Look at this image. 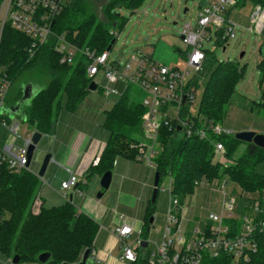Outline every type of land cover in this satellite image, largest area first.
Segmentation results:
<instances>
[{
  "label": "trees",
  "instance_id": "trees-1",
  "mask_svg": "<svg viewBox=\"0 0 264 264\" xmlns=\"http://www.w3.org/2000/svg\"><path fill=\"white\" fill-rule=\"evenodd\" d=\"M142 2L107 0L102 10L103 17L98 19L87 0H69L54 17L51 29L54 34H64L69 41L79 46H88L101 52L107 50L115 39L110 30L124 24V20L116 13L117 9H133ZM247 2L264 8V0H235V5L241 6ZM224 41L226 38L219 31L215 47L223 46ZM55 43V37L50 36L46 42L34 48L31 54L29 49L32 39L15 29L10 22H5L0 36V77L7 78L9 89L25 70L37 67L49 75L46 86L23 107L24 119L19 116L34 131L42 134L53 132L62 109L73 111L77 108L88 93L91 81L86 75L83 60L78 59L73 64L59 61V55L54 51ZM258 51L260 99L256 107L264 111V37ZM204 52L202 71L194 76L192 82L200 91L196 114L190 115L197 127L201 125L198 117L222 123L244 69L238 61L217 59L213 49L205 48ZM128 87L105 112L104 126L109 137L97 162L89 167L87 177L93 172L102 175L111 170L118 156L135 158L137 145L143 141V94L140 99H132ZM21 90L22 87L17 89L9 104H14L21 97ZM0 118L10 120L5 112L0 114ZM175 132L166 126L160 129V151L154 158L155 171L160 175L159 182L165 177H171L172 192L183 203V198L192 194L196 188L195 181L226 176L242 192L252 196V202H257L261 208L257 218H264V174L256 171L257 165L264 160V148H252L248 143V149L236 156L237 146L242 141L234 135H210L209 139H200L196 135L177 136ZM217 141L223 143L225 155L231 163L225 165L213 162L214 142ZM40 182V177L29 168L13 172L6 166L0 167V253L7 258L18 255V263H77L83 252L93 247L99 224L67 200L53 206H46L41 200L35 210L34 201L40 197ZM153 205L151 202L147 210L143 229L149 227ZM254 237L257 249L250 255V264H264V235L256 233ZM42 252L51 253L45 263H40L37 258ZM228 260L230 256L214 259L212 264H228Z\"/></svg>",
  "mask_w": 264,
  "mask_h": 264
},
{
  "label": "built area",
  "instance_id": "built-area-1",
  "mask_svg": "<svg viewBox=\"0 0 264 264\" xmlns=\"http://www.w3.org/2000/svg\"><path fill=\"white\" fill-rule=\"evenodd\" d=\"M69 0H2L0 5V36L5 22L32 39L29 51L54 36V51L59 61L73 64L76 60L84 61L86 75L94 80L99 72H103L106 80L102 87L104 97H119L123 90L115 87L121 83L124 89L135 85L143 94L141 102L145 107L142 115L143 141L137 145L135 159L155 167L154 158L160 151L159 133L163 126L173 129L177 136H198L209 139L210 135H234V132L221 123L210 120L201 121L200 127L194 125L190 115H195L194 105L198 90L192 84L195 75L203 68L204 49L208 48L214 33L222 32L223 38L235 36L237 24L229 19L225 9L235 4V0H209L199 6L195 23L184 22L180 38L185 44L182 68L166 65L155 58L152 53L135 50L126 64L121 66L109 61V50L97 52L88 46H79L69 41L64 34H54L51 26L54 17L60 13ZM253 30L261 34L264 27V8L253 6L250 14ZM215 30V31H214ZM214 31V33H213ZM110 34L115 36V30ZM215 44L212 46L214 49ZM96 83V82H95ZM97 87L98 84L96 83ZM10 83L5 76L0 77V114L5 106V98ZM0 123L12 134L18 136L19 123L0 118ZM30 137L22 145L5 144L0 147V167L6 166L10 171L19 172L29 168L28 144ZM225 156L222 142H214V158L221 161ZM213 158V161H214ZM41 179V178H40ZM163 187L168 194L165 224L160 232V240L155 241L143 236V228L137 231L125 216L120 215L119 224L110 229L117 240L120 253L118 259L128 264H212L214 259L230 256L228 264H250V255L257 249L254 235H264V218H257L261 212L258 203L253 204L252 214L235 215L236 196L225 189L226 179L212 181L202 178L195 185L217 183L221 192V208L219 212H208L203 225L189 226L186 207L179 197L172 192V178ZM77 177H70L61 182L60 195L71 201L69 190L77 184ZM216 185V184H215ZM159 189V184H158ZM41 203L40 197L34 201L35 209ZM149 230V229H148ZM143 243H146L143 246ZM149 244L152 249L148 250ZM89 257L93 263L100 261L92 247Z\"/></svg>",
  "mask_w": 264,
  "mask_h": 264
},
{
  "label": "rangeland",
  "instance_id": "rangeland-1",
  "mask_svg": "<svg viewBox=\"0 0 264 264\" xmlns=\"http://www.w3.org/2000/svg\"><path fill=\"white\" fill-rule=\"evenodd\" d=\"M208 1L209 0H143L138 7L133 9L127 7L118 8L116 13L124 20V24L122 27H115V41L109 50V61H115L123 66L128 62L135 50H140L142 52L152 53L153 58L166 65L182 68L185 64L183 52L186 48L180 38L182 25L184 22L194 24L199 6L206 4ZM87 3L96 17L102 19V10L107 0H87ZM252 10L253 4L250 2L241 6H236L234 4L226 8V15L228 12L227 17L237 24L235 36L226 39L223 46H217L213 49L217 59L238 61L240 65L244 67L242 77L236 85L235 92L227 105L226 115L221 123L234 133L237 132V129L242 127L255 128V130L260 128L264 130V111L256 107V103L260 99V72L257 67V61L260 55L258 50L263 41L264 27L261 34H257L253 30H250V27L252 28L250 22ZM217 38L218 35L214 33L212 40L206 43V46L212 49ZM48 80L49 75L37 67L25 70L10 87L5 106L11 105L9 103L12 101L11 99L19 87L26 85L29 87L36 86L40 90L46 86ZM94 80L98 84V87L90 91L89 97H93V99L97 101H104L105 98L102 93V87L105 85L106 80L103 72H99ZM129 86L128 92L130 97L132 99H140L142 94L140 89L133 84ZM121 89L124 90L123 84ZM199 95L200 91H198L194 110L197 109ZM26 103L21 107L23 108ZM11 122L19 123L18 134L22 138L30 134V125L22 121L19 115H15L13 119H11ZM2 132L3 130L0 127V136H2ZM10 134L11 133L7 132L6 136H11ZM12 135L14 136V134ZM247 144L246 142L240 143L237 146L235 155H240L246 151L248 149ZM35 153L34 151L31 164H33L36 159ZM217 161L218 159L214 158L213 162ZM219 162L226 165L231 163V160L225 155ZM256 171L264 174V160L257 165ZM217 179H226L227 184L225 189L236 196L235 215L253 213L252 205L254 202H252V196L242 192L226 176ZM167 181L168 179L165 177L159 182L157 197L153 205V215L157 216V220L155 219L154 222L149 225V230L143 229V236L155 241L160 240L161 234L159 231H161L165 224L164 219L167 211L168 194L163 190V187ZM195 187L193 193L187 195L182 200L184 206L190 210V213L199 211H203L204 214L211 211L219 212L222 198L217 183L214 182L212 185H195ZM110 189L111 188L102 190L99 184L90 183L87 191V196H90L93 202L97 201L96 194L98 192H104V195L98 199V203L103 204L106 208L100 209L102 220L99 221V230L101 232L99 231L95 238L96 242H94V246L96 249H100L99 246L101 243H103V246L111 243L112 236L107 228H114L116 226L115 223L119 221L120 214L124 212L122 209L113 211L112 208L114 205L109 201ZM149 198H151V195ZM188 225L191 227L193 223ZM150 249H152V244L148 246V250ZM117 251L118 249L115 247L112 251L114 257ZM3 262L8 264H31L28 262L13 263L12 258H9L8 262L7 257L0 253V264H3ZM93 264L99 263L94 262Z\"/></svg>",
  "mask_w": 264,
  "mask_h": 264
},
{
  "label": "crops",
  "instance_id": "crops-1",
  "mask_svg": "<svg viewBox=\"0 0 264 264\" xmlns=\"http://www.w3.org/2000/svg\"><path fill=\"white\" fill-rule=\"evenodd\" d=\"M115 87L122 90L121 83L115 84ZM30 88L32 91L39 90L36 86ZM90 91L92 90L88 91L75 110L62 109L59 112L53 132L42 134L35 150L36 159L33 164L30 160L29 169L37 174L45 154L50 153L51 159L44 175L40 177L39 195L43 203L46 206L61 204L64 201L60 195L61 182L74 174L78 181L76 186L68 192L71 202L78 211L87 214L99 224V221L102 220L100 209H105L106 206L98 203V199L102 196L100 198L96 197L97 201L93 202L92 198L87 196V191L90 183L100 185L101 175L98 172H93L87 177V171L92 164L97 162L106 145L109 132L104 126L105 112L112 107L117 97H104V101H97L93 97H89ZM0 127L3 130L2 136H0V147L12 143L20 146L34 131L30 127V134L22 138L19 134L13 136L1 123ZM252 129L257 133L264 134V130L260 128L255 130V128L242 127L237 131ZM7 132L11 133V136H6ZM154 173V167L135 158L124 156H118L111 168L109 201L114 205L112 209L113 211L122 209L124 212L120 215L125 216L136 231L143 228L145 215L151 206L149 196L153 190ZM102 195H104V192ZM152 216L153 222L155 219L157 220V216ZM206 216L207 214H204L203 211L190 213V210L186 208V217L189 219V224L203 225L207 220ZM115 224L117 226L119 221ZM112 228H107L112 236L111 243L106 246L101 243L100 249L97 248L98 251L94 246V242H96L94 239L93 248L97 258L103 264H128L118 259L120 250L117 240L110 230ZM115 247L118 251L114 257L112 251ZM7 259L9 262V258ZM3 264L8 263L3 262Z\"/></svg>",
  "mask_w": 264,
  "mask_h": 264
},
{
  "label": "water",
  "instance_id": "water-1",
  "mask_svg": "<svg viewBox=\"0 0 264 264\" xmlns=\"http://www.w3.org/2000/svg\"><path fill=\"white\" fill-rule=\"evenodd\" d=\"M115 39L111 41V44L108 46L107 50H110L112 44L114 43ZM97 88L96 83L92 80L90 81L88 85L89 90H95ZM22 94L21 97L12 105L8 106H3L1 112H5L8 114L10 118H13L15 115L22 116L24 119V112L22 110V105L26 102H29L31 98L33 97L34 94H36L39 90L37 91H32L29 86H22ZM42 137V133L38 131H33L32 135L30 136V143L28 144V160L30 161L32 158V155L34 151L37 148V145ZM234 137L242 142H246L250 144V147L252 148H264V134L263 133H257L253 130H244V131H237L234 133ZM51 159V154L47 153L45 154L42 163L40 165V168L37 172V175L39 177H42L45 173V170L47 168V165ZM160 180V175L158 171H155L154 173V179H153V190L151 194V202L154 203L157 197L158 193V184ZM111 182V170L105 171L100 178V186L103 190H106L109 188ZM103 194V191H100L96 194L97 198H100ZM153 222V216H150L149 218V224ZM149 229V227H148ZM147 229V230H148ZM146 243H143V246H145ZM89 249H86L81 257V260L77 263H67L63 262L61 264H93V259L89 257ZM51 256L50 252H42L38 255V261L40 263H45ZM19 261V256L14 255L12 257V262L13 263H18Z\"/></svg>",
  "mask_w": 264,
  "mask_h": 264
}]
</instances>
